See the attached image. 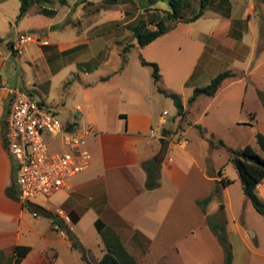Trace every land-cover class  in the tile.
Returning <instances> with one entry per match:
<instances>
[{"label":"crops","instance_id":"obj_1","mask_svg":"<svg viewBox=\"0 0 264 264\" xmlns=\"http://www.w3.org/2000/svg\"><path fill=\"white\" fill-rule=\"evenodd\" d=\"M62 1L34 0V7L29 8L20 20L30 13L44 14L54 20L58 14L55 2L62 6L67 5L71 11L80 7L87 8L83 5L75 6L68 0H64L65 3ZM109 6L112 5L103 0L96 6V11H100L102 7L110 9ZM129 24L131 23L125 26L131 32ZM227 24L224 28L229 32L231 23ZM111 26L122 28L120 20L112 22ZM56 27L57 24L50 21V30ZM28 29L32 31L36 27ZM129 36L134 38L131 32V35L116 41L120 56L126 45L133 44L125 45ZM0 37L3 39L1 35ZM38 39L39 41H33L37 46V53L33 50L34 47L26 48L36 75L25 80L21 75V72L25 71L23 65L17 61L12 63L11 57L23 55L24 49L18 53L13 49L16 40H11L8 55L0 50V83L8 88H21L32 95L36 91L42 101L34 95L35 98L52 111L76 110L78 120L70 122L81 125L80 120L84 126L90 125L95 129V134L87 139V149L92 155V161L87 170L70 177L65 187L46 195L45 201L31 198L28 204L22 203L18 198L16 185L17 197L11 196L8 190L14 185L15 162L4 141L10 93L0 89V264H16L15 248L19 246L31 247V250L18 264H47L48 257L53 254L56 255L53 264H65L61 261L63 252L58 244L66 243L71 252L75 248L67 233L55 228L53 218L45 214V210L58 214L60 209L69 217L68 225L84 247L86 246L81 235L85 232L81 224L85 219H89L97 232L96 244L103 252L102 256L112 248L116 253H121L118 256L122 260L132 258L138 262L143 261L146 253L159 243L160 236L182 235L185 240L194 238L196 241L203 237L212 239L215 234L211 224L220 222L226 225L229 223L230 214L234 223V228L228 232L234 248L232 264H264V244L260 243L258 230L248 222L246 215H241L235 210L231 188L236 183L227 182L230 178L212 157L214 150L226 148L211 144V140H223L217 139L216 135H219V126L225 124L236 130H251L246 139L242 137L243 132L237 135L235 143L223 140L229 147L239 149L251 145L259 154L264 155L258 142V135L264 136V86H253L250 83L239 85L249 80L254 70L225 68L218 71L217 66L223 60L218 57V46L211 47L209 52L205 47L199 55L195 73L209 75L207 84L216 75L227 70L239 73L240 77L226 80L215 96L207 97L210 101L195 122L190 120L191 108L205 96L200 97L190 108L183 100L187 110L186 117L182 120L178 115L177 119L170 121L166 117L169 112L166 115L164 112L155 114L148 108L146 97L152 96V89L147 83L141 84L136 79L131 80L130 74L128 84L117 86L119 94L124 98L123 103L113 106H101L97 103L96 86L110 81L113 75L125 74L124 67L129 62V57L124 66H119V70L97 81H91L90 73L102 62L99 56L103 52L101 50L97 55L89 56L88 50L92 44L89 36L77 35L69 40H51L41 34ZM216 40L226 39L216 37ZM228 44L231 42L228 41ZM105 64H112L110 56L105 60ZM261 64H264V59ZM11 65L15 67L16 74L11 73ZM66 77L68 80L65 87H68V97L72 101L70 108H67V102L63 105L46 103V99H43L47 97L46 90L42 89L43 83L50 84V89L54 81L61 83ZM155 84L157 85L156 82ZM160 85L175 92L164 87L161 81ZM105 89L106 87H101L99 91ZM161 117L165 118V124L161 123ZM203 117L210 119L205 125L200 124ZM169 122L174 125V129L186 125L181 126L174 137H170L167 132V137L162 140L155 126H163L168 131L171 129L167 126ZM187 124L198 130V136L206 140V146L201 143L198 148H190L191 141L186 139ZM152 130L156 136L152 135ZM209 134L212 136H208ZM158 155H161L158 167L160 185L148 189L145 163L154 160ZM217 188H220L219 196L214 195L208 205L199 203L214 194ZM257 193L264 199V179L257 186ZM248 201L246 198L243 202L247 209L250 208ZM248 226L255 231L251 230L256 245L247 239L244 227ZM178 245V240L172 242L173 247ZM102 256L98 259V264ZM87 262L92 264L88 257ZM66 264L73 262L70 260ZM74 264L83 263L78 260Z\"/></svg>","mask_w":264,"mask_h":264},{"label":"rangeland","instance_id":"obj_2","mask_svg":"<svg viewBox=\"0 0 264 264\" xmlns=\"http://www.w3.org/2000/svg\"><path fill=\"white\" fill-rule=\"evenodd\" d=\"M68 1L75 6L83 5L87 8L80 7L78 10L71 11L67 5L62 6L59 2H55L54 6H57L58 14L54 20L47 15L38 13H30L23 20H18L22 1L0 0V35L3 37V40L0 41V50L5 55H8L10 53L8 47L11 40L13 42L16 40L17 43L21 34L34 35L37 38L43 34V36L51 40H55V38L69 40L76 38L77 35L89 36L92 43L88 50L89 56L97 55L101 50L103 52L99 56L102 62L93 68L90 73V80L97 81L99 78L107 76L121 68L119 66L123 64V59L119 54L116 41L131 35V32L125 25L129 22L134 23L136 19H145L150 24L152 19L150 17L151 13L154 12L155 18L158 19L161 15L160 8H168L167 3L159 2L154 5V9L146 10L148 7L147 0H127L117 1L116 4L112 5L113 7L111 6L112 8L109 6L110 9L102 7L97 12L96 6L103 0ZM191 1L192 12H194L198 9L199 0ZM33 4L30 5V9L34 7ZM213 7V10L209 9L205 16L196 21L178 22L176 27L167 34L144 47H140L137 44V40L129 36V39L125 41V45L133 43L135 47L128 53L129 62L124 67L126 68V72L122 76L113 75L110 81L102 82L96 86L97 103L101 106L104 104L105 106H113L117 103H123L124 98L119 94L117 86L118 84L123 86L128 84L130 80L128 79V74H130L131 80L136 79L141 84L147 83L152 89V96L146 97L149 109L155 114L165 112L166 110L169 112V115L167 114L166 117L170 121L177 119L178 110L174 101L158 92L153 77V67L144 66L141 56L150 62L157 63L160 69L162 85L181 94L184 102L188 103L195 88L205 86L207 80H209V75L205 74L204 76L195 73L199 55L205 47L207 48V52H209L210 48L214 46H218V57L220 59L223 58L217 66L218 71L225 68L254 70L249 80H245L239 85L244 86L246 83H250L253 86L254 84L264 86V64H261V61L264 59V0L218 1ZM119 20L121 21L122 28H112V22ZM50 21L53 24H57V27L53 30H50ZM227 23H231L229 32L224 28L225 24L228 25ZM32 26L36 27V29L29 31L28 28ZM216 37L219 39L225 38L226 40H216ZM228 41L231 44H228ZM27 47H34L33 50L37 53V46L33 42H28L23 45V55L17 54L11 57L12 63L17 61L23 65L25 71L20 72L25 80L33 78L36 75V70L32 68L29 61L28 52L26 51ZM108 56L112 58V64L110 65L105 64ZM10 67L12 69L11 73L16 74L15 67L13 65ZM67 80L68 77L61 83H57V80L54 81L50 89V84L45 85L43 83L42 89L46 90L47 96L43 99H46V103L53 102L54 104L59 103L63 105L64 102H67V108H70L72 101L68 97V87H65ZM101 87H106V89L101 92L99 91ZM34 95L37 96L38 100L42 101V97L36 91ZM202 99L194 108H191V122H195L200 117L206 104L210 101V98L207 97ZM127 103H129V100H127ZM56 114L63 122L78 120L76 118V110L64 112L57 109ZM208 120H210L209 117H203L200 124L205 125ZM79 122L81 127H86L80 120ZM185 125H180L174 129V125L169 122L167 125L171 128L169 129V136L174 137L179 132L181 126ZM218 126L219 123L217 124ZM164 128L163 126H155L157 134L161 137ZM187 128L186 139L191 141V149L198 148L201 143L206 146V140L199 138L196 128L190 127L189 124H187ZM219 128V135H216V138H223L226 142L235 143L237 135L241 132H243L242 137L245 139L251 134V130L249 129L236 130L227 127L225 124H221ZM208 136L211 137L212 135L209 134ZM52 140L50 137L47 139V141ZM53 141H55L57 150L63 149L60 139ZM212 157L217 165L222 166L225 175L230 178L231 183H236L231 188L236 212L247 216L248 222L253 224L259 232L260 243L264 244V217L254 208L250 200L248 201L247 199L250 208L247 209L243 204L246 201V197L243 193L237 169L229 160L228 151L222 148L214 150ZM33 199L45 201L47 198L45 194L39 193ZM52 201L54 202V199ZM228 222L225 225L227 234L234 228L230 214ZM81 228L85 232L81 236L84 239L83 242L87 250L86 257L92 261V264H98V259L102 256L103 252L96 244L98 239L97 232L91 226L89 219L82 221ZM251 230L255 232L250 226L244 227L247 239L251 244L256 245V240L253 238ZM214 234L212 239L203 237L201 240L198 239V241L194 238L185 240L182 235L171 237L160 236L159 243H156L150 252L146 253L143 261L138 262L136 259L135 261L138 264H225L227 258L225 247L215 232ZM177 240L179 241V245L173 247L172 242ZM58 245L63 252L61 258L63 263L65 262L66 264L71 260L74 264L79 260L83 264H88L87 258L84 257V253L81 250L75 249L71 252L68 245L64 242H60ZM232 250L234 252L233 244Z\"/></svg>","mask_w":264,"mask_h":264},{"label":"trees","instance_id":"obj_3","mask_svg":"<svg viewBox=\"0 0 264 264\" xmlns=\"http://www.w3.org/2000/svg\"><path fill=\"white\" fill-rule=\"evenodd\" d=\"M21 7L18 14V20L22 19L23 16L28 12L30 5L34 0H21ZM117 1H127V0H106L109 5L116 4ZM218 1L225 2L227 0H199L198 9L192 12V1L191 0H147L148 7L146 10L154 9V5L159 2H165L168 8H160L161 15L158 19L155 18L154 12L151 13L150 17L151 23L145 19H136L134 23L128 25L132 32L133 37L137 40V44L140 47H144L163 35L167 34L170 30L176 27L177 23L180 21L193 22L202 18L206 11L212 8ZM62 3H65L63 0ZM147 12V11H145ZM191 13V14H190ZM155 18V19H154ZM3 39L0 37V41ZM134 44L126 45L121 51V56L123 58V65L128 62V53L131 51ZM141 61L144 66L153 67V77L157 83L158 90L165 96L171 98L178 110V115L181 116L182 120L186 117L187 110L184 108L182 96L173 91H169L160 85L161 74L157 63L150 62L141 56ZM240 77L239 73L227 70L216 75L210 83L205 86L195 88L193 95L188 100V108L195 105L196 101L202 97H213L217 94L220 88L223 86L226 80L235 79ZM169 133V130L167 131ZM258 142L260 143L264 151V136L262 134L258 135ZM211 144L214 146H221L228 150L230 154V160L235 165L239 178L242 183L243 193L245 197L251 201L254 208L264 216V199H262L257 193V186L264 179V155L259 154L255 148L251 145H246L243 148H232L229 147L223 140L215 142L211 140ZM253 159V160H252ZM161 160V155H158L154 160H150L145 163V168L148 173L147 188L153 189L160 185L159 176V162ZM227 182H231L228 180ZM15 181L14 185L8 190L11 196L17 197L15 192ZM214 195H220V188L215 190V193L208 196L207 198L200 200L199 203L203 205H208L214 198ZM45 214L53 218V225H58L59 228L67 233L70 240L72 241V246L75 249H79L84 253L86 257V248L81 244L78 237L75 235L71 227L66 223L58 214L45 210ZM211 227L213 231L217 234L226 251V263L232 264L233 262V250L232 244L229 241L228 234L224 223L216 222L212 223ZM31 247H16L15 252L17 256L16 264L20 263L22 258L27 256L30 252ZM56 255H50L47 264H53ZM99 264H138L132 258H127L122 260L112 248L102 256Z\"/></svg>","mask_w":264,"mask_h":264},{"label":"built area","instance_id":"obj_4","mask_svg":"<svg viewBox=\"0 0 264 264\" xmlns=\"http://www.w3.org/2000/svg\"><path fill=\"white\" fill-rule=\"evenodd\" d=\"M33 41L39 39L21 34L13 49L21 53L23 45ZM0 89L10 93L4 141L15 162V183L22 203L28 204L39 193L52 194L65 187L70 177L90 167L92 155L87 149V139L95 134L93 126L63 122L56 112L21 88H8L0 83ZM161 123H166L164 117ZM152 135L156 136L153 130ZM49 137L60 139L63 149L57 150L55 141H47ZM58 215L66 223L70 221L63 210H58ZM55 228L60 229L58 225Z\"/></svg>","mask_w":264,"mask_h":264},{"label":"water","instance_id":"obj_5","mask_svg":"<svg viewBox=\"0 0 264 264\" xmlns=\"http://www.w3.org/2000/svg\"><path fill=\"white\" fill-rule=\"evenodd\" d=\"M166 137H167V130L164 129L163 132H162V140L165 139Z\"/></svg>","mask_w":264,"mask_h":264}]
</instances>
